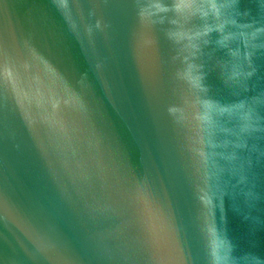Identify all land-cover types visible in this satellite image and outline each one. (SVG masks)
Wrapping results in <instances>:
<instances>
[{
    "label": "water",
    "instance_id": "95a60500",
    "mask_svg": "<svg viewBox=\"0 0 264 264\" xmlns=\"http://www.w3.org/2000/svg\"><path fill=\"white\" fill-rule=\"evenodd\" d=\"M0 264H264V0H0Z\"/></svg>",
    "mask_w": 264,
    "mask_h": 264
}]
</instances>
